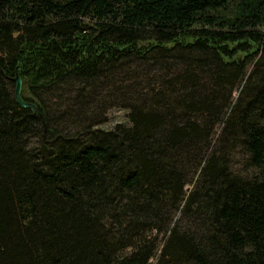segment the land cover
I'll return each mask as SVG.
<instances>
[{
    "label": "trees",
    "instance_id": "obj_1",
    "mask_svg": "<svg viewBox=\"0 0 264 264\" xmlns=\"http://www.w3.org/2000/svg\"><path fill=\"white\" fill-rule=\"evenodd\" d=\"M152 259L264 264V0H0V264Z\"/></svg>",
    "mask_w": 264,
    "mask_h": 264
},
{
    "label": "rangeland",
    "instance_id": "obj_2",
    "mask_svg": "<svg viewBox=\"0 0 264 264\" xmlns=\"http://www.w3.org/2000/svg\"><path fill=\"white\" fill-rule=\"evenodd\" d=\"M126 123V113L122 110L112 109L108 112L107 122L102 125V128L111 129L115 124ZM214 140L217 149H220L221 151L222 148H225L226 142H229L228 138H224L222 136L220 127L216 130ZM225 155L228 158L229 164H231L233 172L237 175H240L242 177H252L259 174V170L250 166L248 155L239 146L234 145L233 147L229 148V150L225 152ZM163 241V239H159V249H161ZM150 262L151 264H154L155 259H152Z\"/></svg>",
    "mask_w": 264,
    "mask_h": 264
},
{
    "label": "water",
    "instance_id": "obj_3",
    "mask_svg": "<svg viewBox=\"0 0 264 264\" xmlns=\"http://www.w3.org/2000/svg\"><path fill=\"white\" fill-rule=\"evenodd\" d=\"M14 99L16 101V103L22 107V108H29L33 111L34 114H36L42 121V123L44 124L43 121V117L41 115V113L39 112L38 108L35 106V104H33L32 102H26L23 100L22 96H21V80L19 77H16L14 79Z\"/></svg>",
    "mask_w": 264,
    "mask_h": 264
}]
</instances>
